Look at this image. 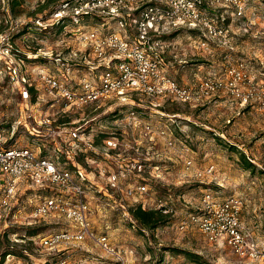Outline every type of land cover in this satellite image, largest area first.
Here are the masks:
<instances>
[{
  "label": "rangeland",
  "instance_id": "374dc122",
  "mask_svg": "<svg viewBox=\"0 0 264 264\" xmlns=\"http://www.w3.org/2000/svg\"><path fill=\"white\" fill-rule=\"evenodd\" d=\"M61 1L21 0L18 13H12L9 0H0L1 33L13 35V58L31 83L29 98L23 100L0 61V134L6 145L32 148L60 168H81L88 179L84 185L90 231L96 237L105 236L125 258V264H254L239 259L224 244L209 242L192 225L180 230L178 223L197 209L206 192L219 199L235 196L241 203L242 223L264 246V113L254 106L240 107L224 94L188 104L128 92L123 101L111 97L65 108L42 88L38 73L55 76L72 88L81 77L96 79L100 69L91 70L83 62L87 58L96 66L91 51L75 37L76 29L106 33L115 22L95 14L60 30L57 20L48 13ZM121 14L133 32L137 14L126 9ZM226 23L234 47L229 62L244 60L250 74L259 80L264 0H248L244 16L227 18ZM238 27L246 31H237ZM198 36L196 30L178 28L160 38L164 71L182 85H194L212 73L221 75L227 66L228 51L212 42L202 49L194 40ZM157 102L160 107L153 105ZM131 110L137 113L136 125L126 120ZM42 115L51 119L59 135L47 136L38 123ZM146 124L149 133L144 130ZM162 130L164 134H160ZM109 136L118 147L105 155L102 148ZM169 140L173 145H168ZM243 155L251 163L249 167L242 163ZM188 159L191 166L186 168ZM139 163L141 169L132 167ZM210 165L214 167L212 176H196L198 172L204 175ZM112 173L119 175L118 189L108 185ZM139 184L145 185L143 192L127 194L129 188ZM53 193L50 188L19 182L12 211L0 221V254L11 247V259L42 264L62 253L44 249L40 238L75 229L72 221L55 215L26 224L35 203ZM159 199L172 210L166 224L154 230L139 228L130 218L128 207H155ZM33 229L37 233L30 236L28 232ZM66 254L68 264H118L90 239Z\"/></svg>",
  "mask_w": 264,
  "mask_h": 264
},
{
  "label": "built area",
  "instance_id": "2783aa9c",
  "mask_svg": "<svg viewBox=\"0 0 264 264\" xmlns=\"http://www.w3.org/2000/svg\"><path fill=\"white\" fill-rule=\"evenodd\" d=\"M248 0H79L66 4L53 14L58 20L63 16L104 15L114 20V28L110 32L101 33L95 29L82 31L76 29L75 37L83 47L91 51L96 66L91 60L83 62L89 69H100L95 78L81 77L76 87L72 88L55 76L39 72L42 88L55 101L63 103L65 108L79 107L88 103L116 97L121 101L128 92H136L153 100H173L180 103L193 104L224 94L240 107L254 106L264 113V52L259 60V80L250 74L248 64L240 59L234 64L229 62V53L233 51V41L226 19H239L244 16ZM221 8L222 11H215ZM134 10L137 19L133 32L121 10ZM209 10H213L212 13ZM217 12V13H216ZM229 17L226 18L224 15ZM78 17L74 18L77 24ZM106 23V22H105ZM104 24V23H103ZM187 28L199 32L194 40L202 49H207L210 42L228 51L225 56L227 66L221 75L212 73L203 77L194 85L179 84L164 71L162 62V35L169 34L172 29ZM246 31L238 27L237 31ZM9 34L0 33V61L3 63L7 77L18 90L23 100L29 98L30 81L21 73L20 66L13 58ZM77 56V53H73ZM68 69V68H67ZM160 107L161 103H153ZM30 115H28L29 117ZM127 122L136 125L137 113L131 110L126 116ZM40 126L46 129L48 137L59 135L49 117L42 115L38 119ZM146 133L150 126H144ZM165 131H160L164 134ZM83 140V139H82ZM84 142V141H83ZM91 146L89 142H85ZM76 143L72 144V148ZM168 145H173L172 140ZM118 147L113 137L104 140L102 151L108 155ZM186 168L191 160L185 161ZM142 165L134 164L141 169ZM213 165L201 172L197 177L212 176ZM116 173L108 176V185L118 189ZM24 180L29 186L39 189L54 190L33 206L27 225L33 224L47 216H63L72 221L75 229H64L40 238L41 246L47 251L62 252L59 256L45 260L42 264H68L66 254L77 247L85 239L95 241L107 254L125 264V258L110 245L105 236L96 237L88 222L89 205L86 200V173L79 167L74 169L60 168L54 161L40 155L29 147L6 145L0 134V221L12 211V203L16 200L18 184ZM144 184L127 190L128 195L143 192ZM154 208L168 214L172 210L157 200ZM241 203L235 196L222 199L214 197L210 192L203 194L196 210L191 211L178 223L180 230L192 225L211 243L227 246L239 259L254 264H264V246L254 240L252 234L240 218ZM13 254L5 257L4 264H24L16 261Z\"/></svg>",
  "mask_w": 264,
  "mask_h": 264
},
{
  "label": "trees",
  "instance_id": "16d2710c",
  "mask_svg": "<svg viewBox=\"0 0 264 264\" xmlns=\"http://www.w3.org/2000/svg\"><path fill=\"white\" fill-rule=\"evenodd\" d=\"M79 0H62L60 3H58L56 6H54L48 13L49 16H52L54 13H56L57 11H59L64 5L66 4H72V3H76ZM21 0H9V8L10 11L12 13H18V6L20 4ZM47 5V3L42 5V9L45 8V6ZM86 16V15H85ZM85 16H63L61 18H59L56 22V24L58 25L57 27H59V29L61 30L62 28H64L66 25H68V23H74V18L78 17L79 19H82ZM2 31L0 30V33ZM9 38L10 40L13 39V35L9 34ZM164 109V108H162ZM242 155V154H241ZM242 159V163H245L246 167H249L251 165V163H249L248 161H246V159L244 158V155L241 156ZM127 212L129 213L130 218L135 222V224H137L139 226V228L141 229H147V230H154L160 226H163L166 224V222L168 221V214L162 213L158 208L154 209V208H142V206L140 204L137 205H133L128 207ZM37 232L33 229V230H29L28 234L30 236H33L34 234H36ZM13 248L9 247L4 249L1 254H0V264L4 262L6 255L8 254H14L13 250H11Z\"/></svg>",
  "mask_w": 264,
  "mask_h": 264
},
{
  "label": "crops",
  "instance_id": "0c3cea01",
  "mask_svg": "<svg viewBox=\"0 0 264 264\" xmlns=\"http://www.w3.org/2000/svg\"><path fill=\"white\" fill-rule=\"evenodd\" d=\"M171 77V76H170ZM173 78V77H172ZM179 84H182L180 81H178Z\"/></svg>",
  "mask_w": 264,
  "mask_h": 264
}]
</instances>
